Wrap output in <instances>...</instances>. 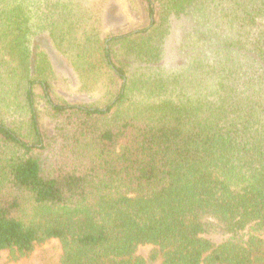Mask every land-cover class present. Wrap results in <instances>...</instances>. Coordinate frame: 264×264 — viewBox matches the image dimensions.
Instances as JSON below:
<instances>
[{
	"label": "trees",
	"instance_id": "16d2710c",
	"mask_svg": "<svg viewBox=\"0 0 264 264\" xmlns=\"http://www.w3.org/2000/svg\"><path fill=\"white\" fill-rule=\"evenodd\" d=\"M126 1L107 42L106 0H0V252L264 264V0ZM42 36L97 100L57 96Z\"/></svg>",
	"mask_w": 264,
	"mask_h": 264
},
{
	"label": "rangeland",
	"instance_id": "374dc122",
	"mask_svg": "<svg viewBox=\"0 0 264 264\" xmlns=\"http://www.w3.org/2000/svg\"><path fill=\"white\" fill-rule=\"evenodd\" d=\"M133 19L129 14V4L126 0H106V6L103 12V29L102 36L107 38V42L111 40L108 37L110 31L116 28H124L129 26V22ZM135 20L137 17L134 18ZM136 32V31H135ZM175 32L169 39L167 45L168 59L176 54L180 45L181 30L175 26ZM40 46L45 49L51 61L52 67L56 73V81L54 83L57 96L63 98L70 103H92L98 99L96 94H88L87 92H79L81 82L70 62L57 51L52 42H46L44 36L39 39ZM36 93H41L40 88H36ZM42 120L47 131L53 130L51 118L43 114ZM58 147L49 148V152L44 153L48 159H54L58 153ZM140 251L146 254L148 248H141ZM62 248L57 240H51L38 244L35 249L28 255L22 256L17 252L3 251L0 252V264H60Z\"/></svg>",
	"mask_w": 264,
	"mask_h": 264
}]
</instances>
